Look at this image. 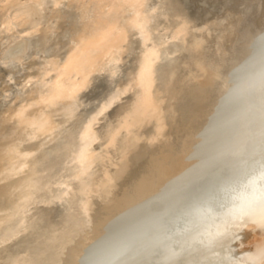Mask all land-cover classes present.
<instances>
[{
  "label": "bare ground",
  "instance_id": "6f19581e",
  "mask_svg": "<svg viewBox=\"0 0 264 264\" xmlns=\"http://www.w3.org/2000/svg\"><path fill=\"white\" fill-rule=\"evenodd\" d=\"M159 1L0 0V264H264V0L254 1L243 23L244 15L238 17L234 54L245 75L250 72L241 84L246 90L243 98L235 100L234 90L222 96L225 120L214 125L211 141L202 137L203 127L193 140H180L190 157H201L203 150L207 154L188 168L173 189L168 180L175 164L166 163L164 151L176 109L160 107L171 91L189 81L185 72L174 70L160 88L150 90L154 80L144 74L150 44L143 46V32ZM174 1L179 11L196 2L194 12L201 7L202 17L191 22L178 14L176 30L158 42L179 38L173 46L179 49L181 39L193 41L195 33L207 41V32L198 29L202 26L193 28L204 20L202 0ZM235 1L225 0L224 11H230ZM106 14L122 25L115 39L120 46L128 44L124 53L101 42ZM225 18L220 23L227 27ZM209 48L207 43L194 55L207 54L206 68L213 63ZM133 51L146 59L142 65L134 64L139 71L130 89L136 100L124 132L150 126L143 148L132 152L146 169L137 171L138 180L127 191L118 190L120 200L114 213L106 216L101 209L105 181L117 179L113 141L110 157L97 160L99 152L86 155V162H95L84 180L57 168L75 155L85 156L83 149L93 133L102 130L119 108L115 101L111 113L100 119L101 111L91 103L82 110L76 105H84L87 92H96L101 82L131 66ZM227 64L229 59L223 65ZM194 82L195 90L201 91L208 78ZM191 95L189 91L182 97ZM214 98L204 104H215ZM216 116L201 120L205 125ZM71 117L77 121L58 131ZM191 121L190 116L187 122ZM135 146L133 141L131 147ZM114 149L123 151L119 146ZM119 154L122 162L129 157ZM133 163L128 159L129 177ZM142 171L158 172L153 173L152 190L159 195H150L148 187L141 189ZM84 181L90 190L77 202L72 193ZM41 192H54L60 198L55 204L52 196L41 198ZM162 193L167 195L161 197Z\"/></svg>",
  "mask_w": 264,
  "mask_h": 264
},
{
  "label": "rangeland",
  "instance_id": "374dc122",
  "mask_svg": "<svg viewBox=\"0 0 264 264\" xmlns=\"http://www.w3.org/2000/svg\"><path fill=\"white\" fill-rule=\"evenodd\" d=\"M224 1L225 0H202L204 20L203 23L197 22L193 28L202 26V28H198V29H204V31L207 32L208 39L206 41L205 36L199 37V35L195 33L193 34L194 38L191 36L193 38V41L191 38L188 41L185 39H181L179 49L173 48L174 43L176 42L175 40H178L179 38H175V37L173 38L171 37L169 39L167 38L165 39L164 42L161 43H159L158 41L161 38L165 37L166 35H169L168 32L170 31L174 32L176 30V28L178 27V24L176 22H179L177 17L178 14L182 13L181 16L183 17L188 16L191 22L192 19L194 20L197 17H202L201 7H198V9L194 12V9L197 8L198 6L196 2L185 5L179 11L175 9L176 2L174 0H160L157 3V6L153 9V13L149 15L146 20V24L143 32V39H144L143 46H147L148 44H150V49H148L146 53L148 57V61L146 63L147 67L144 70V74L150 79L152 78V80H154L153 84L150 85V90H156L160 88L159 84L162 83L164 79L170 78L171 75H173L172 71L174 70L176 71L178 70L179 72H183V73L185 72L186 74L185 80L187 79L186 82L189 81L187 84L183 83L184 85L181 88H179L177 91L175 92L171 91L170 92L171 94L167 95V100L166 101L163 100L162 102L163 106L160 107V108L166 107L165 110L170 107H175L176 109V111H174V113L172 114V118H171L172 121L170 122L171 130L168 138L169 146H165L166 148L164 151L166 157L165 159L166 163H168L169 166L172 165L170 164L172 162H174L175 164L174 167L172 165L171 173L169 177L170 179L168 180L170 189H173L175 184L180 182V180H182L181 178H183L188 168L198 165L197 163L203 161L202 159L207 154V153L204 154L205 150H203L202 153L200 152L201 157L199 156L197 158H194L193 155L192 157H190L191 155L189 149L187 150H184V148L182 149L181 141L183 140V142L184 141L187 142L190 139L193 140L195 138L197 129H201L202 127H203L202 128L203 132L201 134L202 137H204V139H209V141H211L210 139L214 138V134L216 133V130L213 128L214 125L217 124V126H219V124H221L223 120H225L224 112L226 107L224 109L223 106L224 103L221 102L222 96L230 93L231 90H234L238 93L237 97H235V100L239 99L240 97L241 99L239 100H242L243 94L246 91L245 88L241 87V84L242 82L245 81L246 78H249L250 72L245 75L246 71L243 70V66L240 64L238 54H234V50H235L234 48L237 43L236 28L240 27L237 26V24L241 25L238 22H240L241 20L240 18L242 17V14L244 16L242 18L241 23H243V21L246 18H248L251 11H253L252 9L253 4L254 1L256 0H240V2L238 3H236V1L233 0L235 1V4H233L232 9L227 12L224 11L223 9L224 7H226L224 6L225 5ZM243 9H245L244 10L245 13H242ZM105 12L111 13L112 11L110 12V10L109 11L106 10ZM224 12H226L227 14L225 15ZM224 16H227V18H225L226 22L230 23V25H228L227 27L224 26L226 25V23L223 24L220 23V19L222 18V20H224ZM104 17L101 25L102 26L101 32L99 33L101 42L104 43V46L107 44L105 47H109L111 48V50L116 48L118 52L124 53L122 48L128 47V44L121 43L120 46L118 45L120 41L118 39H115V36L118 35L117 34L118 30L122 29L121 28L122 25L118 23L116 19L113 16H111V14L108 15L106 14ZM238 17H240L239 21H238ZM209 23H211L212 26L211 25L208 26ZM207 43L209 44L210 47L209 55L213 59L212 61L213 63L209 66V68H206L207 66H205L206 65L205 59L206 57H208L206 53L203 55L200 54V56L198 55L199 57L194 58L198 54V51ZM116 45H118L119 48ZM132 48L130 47V49ZM130 55H133L134 57V59L132 60L133 64L131 66H124L119 73L115 74L113 77H110L106 82H101L100 86L98 85L99 88H97L96 92L95 91L87 92L86 94L87 98L84 105H76L78 106V108L76 109L82 110L84 108H87V105L91 103V107L101 111L100 114L102 117L100 119H103L104 117L103 115L111 113L112 109H110V107L111 104L114 103L115 101L118 102L119 108H117L115 112H113V117L110 118L107 122H105L104 126L101 128L102 130H99V128H97V130L93 133L92 138L89 140V142L86 144L85 148L83 149L85 156L79 155L78 157L77 155H75L74 157L70 158L69 161H67L64 165H61L57 168L58 172H66L72 176H79L84 180V177L88 175L91 165L93 164V162H95V161L86 162L85 161L87 159L86 157H88L86 155L99 152L98 155L99 158L97 160L110 157L111 155L110 145L111 142L113 141L114 171L117 176L116 177L117 179L113 180L108 178L105 181L106 186L104 187V190L102 192L103 204L101 205V209L105 210L106 216L114 213V208L117 206L120 200L118 190L122 189V191H127L130 186L129 184L135 183V181L138 180V176L136 174L137 171L140 169H146V167L143 164H139L138 161L134 160L136 156H132V152L133 149L136 150L143 148L144 145L143 141L146 139V136L150 130V126L147 124L144 125L143 127H140L139 125L132 132L128 131L127 134H125L124 132L125 131L124 129L128 128L130 125L131 114L133 112L135 105L134 101L136 100L135 97H132V91L130 89L135 79L134 75L136 74L137 71H139L138 66L136 67V65L134 64L137 63L138 65L140 63V65H142L146 59L144 56H142V54H137L136 51L131 52ZM228 59H229V64L223 65L225 64V60ZM250 61L251 60H249V62ZM194 78L195 79L208 78L207 85L204 88H201V91H196L195 90L196 87L194 85L195 84ZM189 91L192 95L189 98L187 97L183 98L182 96ZM213 96H215L214 98L215 104L210 106L204 104L205 99L207 100L209 98H212ZM163 110L164 108L161 109L160 113H162ZM196 110L198 111L196 112ZM230 112L231 111L229 110V113ZM215 113L218 115L216 116L217 119L204 125V121H202L201 118L203 119V116L205 117L208 115L211 116L212 114ZM160 115L161 114H159V117ZM190 116L192 119L191 121L192 123L187 122V119L188 118L190 119ZM76 118L77 117H71L69 118L70 120H68L67 122L64 121V124L59 126L60 128L58 129V131H63L64 129L66 130L67 126L77 121ZM114 119L115 122L113 123ZM175 120L177 121V123ZM65 124L67 126L63 127ZM205 127L207 130L205 129ZM72 128L74 129V127ZM178 131L180 132L178 133ZM126 135H128L127 136L128 138L126 137ZM125 137L127 138V140L125 139ZM131 141L132 142L134 141L136 143V146L134 148L131 147V143H132ZM116 146L121 147L123 149L122 151L123 153L121 151L119 152L117 150L115 151L114 147ZM177 148H180L182 151L177 153L176 152ZM119 153L123 154V156L125 157H127V153H128L129 157L128 158L124 157L125 160L124 162H122L119 158L120 155ZM81 157H83L84 160L82 161L78 160ZM128 159L134 161L133 163L134 169L130 177H129L130 172L128 171L127 168ZM187 160L188 162H190L191 165L186 162ZM153 173L155 174L158 172L154 171L149 174H144L143 171L141 172L142 177H144L141 182V189L144 188L147 189L148 187L147 190L148 191L150 190V195H159L157 191L154 192L152 190V185L154 182V178L152 177L154 175ZM122 184L123 186H121ZM80 188L82 190H80ZM89 190L90 188L88 187V182L87 181L82 182V185H80L72 193L73 196L75 197V201L79 202L80 198ZM77 191L79 192V194H76ZM164 193H162L161 194L162 196L161 195L160 196L163 197L168 194V192L166 195ZM45 196L46 197L52 196L53 198L52 202L53 203L55 202V204L58 202L57 200H59L60 198V196L54 192L51 193L41 192V198ZM142 203L143 202L139 201V205ZM141 206H143V204ZM234 252L238 253V250L235 248Z\"/></svg>",
  "mask_w": 264,
  "mask_h": 264
},
{
  "label": "snow or ice",
  "instance_id": "6c2138e0",
  "mask_svg": "<svg viewBox=\"0 0 264 264\" xmlns=\"http://www.w3.org/2000/svg\"><path fill=\"white\" fill-rule=\"evenodd\" d=\"M261 175L264 176V165H262ZM261 213L264 215V195L261 196Z\"/></svg>",
  "mask_w": 264,
  "mask_h": 264
}]
</instances>
